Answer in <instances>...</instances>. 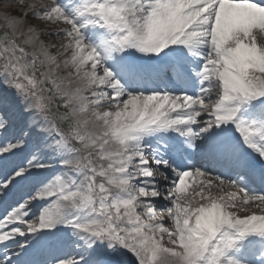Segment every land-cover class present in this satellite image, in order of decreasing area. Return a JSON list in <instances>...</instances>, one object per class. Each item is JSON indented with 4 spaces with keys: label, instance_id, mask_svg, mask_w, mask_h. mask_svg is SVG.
I'll return each mask as SVG.
<instances>
[{
    "label": "snow or ice",
    "instance_id": "snow-or-ice-1",
    "mask_svg": "<svg viewBox=\"0 0 264 264\" xmlns=\"http://www.w3.org/2000/svg\"><path fill=\"white\" fill-rule=\"evenodd\" d=\"M0 264H264V0H0Z\"/></svg>",
    "mask_w": 264,
    "mask_h": 264
},
{
    "label": "bare ground",
    "instance_id": "bare-ground-1",
    "mask_svg": "<svg viewBox=\"0 0 264 264\" xmlns=\"http://www.w3.org/2000/svg\"><path fill=\"white\" fill-rule=\"evenodd\" d=\"M212 191H213V193H216L218 190H217L216 188H213ZM249 208H250V210H252V211H257V209L255 208L254 205H250Z\"/></svg>",
    "mask_w": 264,
    "mask_h": 264
},
{
    "label": "rangeland",
    "instance_id": "rangeland-1",
    "mask_svg": "<svg viewBox=\"0 0 264 264\" xmlns=\"http://www.w3.org/2000/svg\"><path fill=\"white\" fill-rule=\"evenodd\" d=\"M249 207H250V205H249Z\"/></svg>",
    "mask_w": 264,
    "mask_h": 264
}]
</instances>
